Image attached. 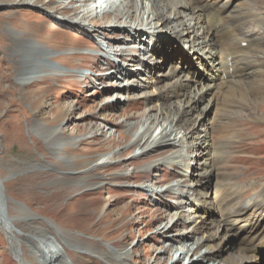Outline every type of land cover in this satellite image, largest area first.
Segmentation results:
<instances>
[{"label":"rangeland","instance_id":"obj_1","mask_svg":"<svg viewBox=\"0 0 264 264\" xmlns=\"http://www.w3.org/2000/svg\"><path fill=\"white\" fill-rule=\"evenodd\" d=\"M248 2L250 11L264 16V0ZM84 5L88 0H0V186L5 213L17 230L11 239L0 223V264H19L16 254L22 264H43L36 244L45 237L61 246L71 264H118L115 259L123 254L125 264H173L178 258L175 250L185 249L167 242L159 231L167 230L171 238L191 236L193 230L187 222L170 219L175 207L184 216L185 201L155 191L179 176L171 164L160 162L168 148L141 156L131 145L149 104L138 97L137 76L120 88L111 74L130 54L112 63L98 55L93 42L99 31L103 46L105 37L121 44L127 32L111 25L129 24L130 19L112 11L91 17L89 11L85 15ZM235 7L237 12L244 10L240 2ZM49 11L76 23L80 20L75 18H81L93 30L90 25L85 30L69 21L58 22L47 15ZM241 27L257 38L248 61L264 63V26L245 20ZM22 41L43 47L53 55L49 61L71 71L60 74L40 66L36 75L23 76L31 62L21 61ZM141 46L134 47L132 56ZM178 47L174 40L164 44L160 54L165 67L174 65L177 58L171 50ZM178 68L189 74L200 72L186 58ZM91 76L93 86H86ZM26 78L29 81L23 82ZM255 79L262 93L255 105L241 106L235 100L230 110L225 106L229 92L219 91L207 113L210 122L221 117L222 129L215 135L221 162L212 165L214 172L250 191L264 187V72ZM109 154V162L93 166ZM144 186L151 190H141ZM229 240L228 248L235 244L234 236ZM199 251L193 256L196 262L203 252ZM183 258L176 264H188L189 255Z\"/></svg>","mask_w":264,"mask_h":264},{"label":"bare ground","instance_id":"obj_2","mask_svg":"<svg viewBox=\"0 0 264 264\" xmlns=\"http://www.w3.org/2000/svg\"><path fill=\"white\" fill-rule=\"evenodd\" d=\"M92 1L88 0V6L84 5L85 15L89 11L88 16L96 17L95 13H100L102 17L112 11L114 15H124L130 19L129 24L111 25L112 29L127 32L121 44L117 39L115 42L106 41L105 37L103 46L99 43L103 33L99 31L94 33L93 42L98 46V55L108 59L115 57L111 62L123 59L124 52L130 54L126 63L114 66L111 74L120 81V88L130 85L134 75L137 76L138 97L144 98L149 104L148 113H145V119L134 134L131 145L138 149L141 156L168 148L169 154L162 157L160 162L171 164V169L179 176L167 187L155 191V195L172 193L182 202L185 201L181 203L184 205V216H180V208L175 207L176 212L170 219L187 222V227L193 230L191 236L182 234L171 238L166 235L167 230L159 231L166 236L167 242L177 244L186 251L175 250L178 258L173 260V264L188 255V264H264V218H261L264 214V187L250 191L214 172L212 165L221 162L217 158L220 153L215 136L220 128L218 123L221 117H213L214 120L210 118L211 122L207 118L219 91L229 92L226 105L222 103L230 110L234 109L235 100L240 105L253 103L262 96L255 78L262 76L264 63L248 61L255 51L257 38L241 25L245 20H251L261 28L264 26V16H256L250 11L249 0H95L90 4ZM238 2L244 9L241 12L236 11ZM75 19L80 21H67L81 29L90 30L81 18ZM173 40L180 50H171L177 60L174 65L165 67L163 62L166 59L160 51L164 49V44ZM20 43L25 48L21 61L31 62L23 76L36 75L40 66L54 69L60 74L71 71L49 61L47 57L53 56L52 53L36 43ZM139 45H142L139 53L132 56L130 51ZM185 58L200 72L189 74L180 70L178 66ZM77 75L83 77L82 73ZM123 79L124 83L120 85ZM28 81L27 78L23 80ZM94 81L91 76L88 78L89 85H85L91 86ZM106 101L109 102L108 99ZM253 117L258 119L257 116ZM109 155L101 156L93 166L99 165V162H109ZM141 190L150 191L151 188L144 186ZM211 212L215 213L214 218L209 217ZM0 223L8 229L9 232L4 230L7 234L11 233L9 237L14 239L12 231L17 230L5 213L1 186ZM233 236L235 244L228 248L227 241ZM36 245L41 247L43 264H58L57 260L71 264L53 238L45 237ZM197 250L203 251L198 262L193 259ZM16 259L22 264L18 254ZM124 259L123 254L115 260L125 264Z\"/></svg>","mask_w":264,"mask_h":264},{"label":"water","instance_id":"obj_3","mask_svg":"<svg viewBox=\"0 0 264 264\" xmlns=\"http://www.w3.org/2000/svg\"><path fill=\"white\" fill-rule=\"evenodd\" d=\"M47 13V12H46ZM47 15L49 16V17H52V15L51 14H49V13H47Z\"/></svg>","mask_w":264,"mask_h":264}]
</instances>
